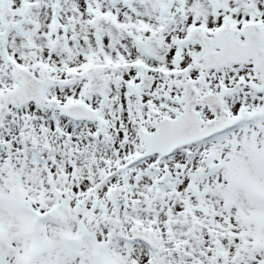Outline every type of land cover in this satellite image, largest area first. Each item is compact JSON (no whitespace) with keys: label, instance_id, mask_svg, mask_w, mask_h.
I'll list each match as a JSON object with an SVG mask.
<instances>
[{"label":"snow or ice","instance_id":"obj_1","mask_svg":"<svg viewBox=\"0 0 264 264\" xmlns=\"http://www.w3.org/2000/svg\"><path fill=\"white\" fill-rule=\"evenodd\" d=\"M0 264H264V0H0Z\"/></svg>","mask_w":264,"mask_h":264}]
</instances>
